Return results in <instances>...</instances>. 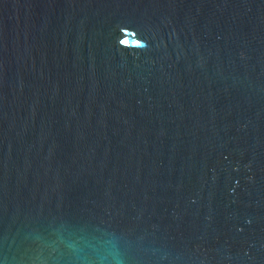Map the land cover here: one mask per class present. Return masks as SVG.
I'll list each match as a JSON object with an SVG mask.
<instances>
[{
	"label": "water",
	"instance_id": "water-1",
	"mask_svg": "<svg viewBox=\"0 0 264 264\" xmlns=\"http://www.w3.org/2000/svg\"><path fill=\"white\" fill-rule=\"evenodd\" d=\"M0 264H264V0H0Z\"/></svg>",
	"mask_w": 264,
	"mask_h": 264
}]
</instances>
